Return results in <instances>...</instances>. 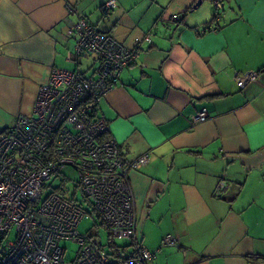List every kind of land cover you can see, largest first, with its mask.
<instances>
[{
	"label": "crops",
	"instance_id": "1",
	"mask_svg": "<svg viewBox=\"0 0 264 264\" xmlns=\"http://www.w3.org/2000/svg\"><path fill=\"white\" fill-rule=\"evenodd\" d=\"M105 1L0 0V131L71 67L78 15L127 46L149 35L99 105L123 156L149 155L129 172L146 264H264V0H228L217 23L212 0H116L104 17ZM246 71L257 78L239 87Z\"/></svg>",
	"mask_w": 264,
	"mask_h": 264
},
{
	"label": "built area",
	"instance_id": "2",
	"mask_svg": "<svg viewBox=\"0 0 264 264\" xmlns=\"http://www.w3.org/2000/svg\"><path fill=\"white\" fill-rule=\"evenodd\" d=\"M227 1L212 0L217 22ZM116 6V0H106L102 15ZM70 33L74 42L66 61L71 67H52L37 89L32 113L17 115L13 125L0 131V264H146L153 253L137 235L129 172L148 163L149 155L127 160L107 135L108 123L100 116L99 105L136 58L141 43L150 38L134 37L127 46L83 15L77 16ZM82 60H90L84 69ZM256 78L255 71L234 76L239 87ZM206 117L200 110L190 120L198 123ZM64 168L78 177L75 186L81 203L46 191V183ZM227 185L220 178L213 195L222 197ZM89 217L95 233L78 228ZM99 226L106 230V244ZM63 241L77 245L73 259H65ZM161 244L178 246L179 241L168 233Z\"/></svg>",
	"mask_w": 264,
	"mask_h": 264
},
{
	"label": "rangeland",
	"instance_id": "3",
	"mask_svg": "<svg viewBox=\"0 0 264 264\" xmlns=\"http://www.w3.org/2000/svg\"><path fill=\"white\" fill-rule=\"evenodd\" d=\"M207 5V1L204 2L201 7H199V11L205 8ZM211 8L213 9L212 3ZM214 12V9H213ZM90 63V60H82L81 61V69H84L86 65ZM69 179H67V178ZM76 173L71 168H64L60 174L54 175L47 183H46V191L54 190L62 194L64 197L69 198L71 200H75L77 203H81L83 201L82 194L80 189L75 186V181L77 180ZM84 207L87 208L85 203H82ZM78 228L81 232H89L95 233L96 229L94 227V221L91 217L87 219H82L78 225ZM99 236L101 237L102 243L106 244L107 242V233L103 227L98 228ZM125 241H117L118 244H122ZM61 245L66 247V255L65 259L70 260L73 259L77 250V245L71 241H63ZM108 248V247H107Z\"/></svg>",
	"mask_w": 264,
	"mask_h": 264
},
{
	"label": "trees",
	"instance_id": "4",
	"mask_svg": "<svg viewBox=\"0 0 264 264\" xmlns=\"http://www.w3.org/2000/svg\"><path fill=\"white\" fill-rule=\"evenodd\" d=\"M211 3H212V1H211ZM216 16H217V14L215 13V11L213 12V15H212V18H211V22H215V23H217V21H216ZM209 28V27H208Z\"/></svg>",
	"mask_w": 264,
	"mask_h": 264
},
{
	"label": "water",
	"instance_id": "5",
	"mask_svg": "<svg viewBox=\"0 0 264 264\" xmlns=\"http://www.w3.org/2000/svg\"><path fill=\"white\" fill-rule=\"evenodd\" d=\"M200 3H201V0H197V1L193 4V6H192L191 9H195L198 5H200Z\"/></svg>",
	"mask_w": 264,
	"mask_h": 264
}]
</instances>
